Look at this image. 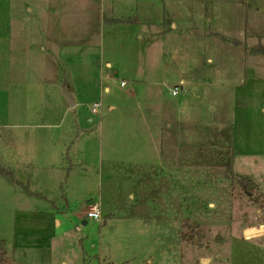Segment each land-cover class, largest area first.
I'll return each instance as SVG.
<instances>
[{
    "label": "rangeland",
    "instance_id": "obj_1",
    "mask_svg": "<svg viewBox=\"0 0 264 264\" xmlns=\"http://www.w3.org/2000/svg\"><path fill=\"white\" fill-rule=\"evenodd\" d=\"M0 173L12 264H264V0H0Z\"/></svg>",
    "mask_w": 264,
    "mask_h": 264
},
{
    "label": "trees",
    "instance_id": "obj_2",
    "mask_svg": "<svg viewBox=\"0 0 264 264\" xmlns=\"http://www.w3.org/2000/svg\"><path fill=\"white\" fill-rule=\"evenodd\" d=\"M0 174H1V173H0ZM1 175H2V174H1ZM3 176H4V177H7V179H8L10 182H12V183L15 182L12 173L9 172L7 175H3ZM250 182L252 183V185H253L255 188L257 187L252 181H250ZM244 184L249 185V182L246 181V183L244 182ZM245 186H246V185H245ZM245 188H246V187H245ZM26 191L29 192L28 189H27ZM29 193H30V192H29ZM0 264H12L11 261H10V260L8 259V257H7V252H6L5 248H4V244H3L2 241H0Z\"/></svg>",
    "mask_w": 264,
    "mask_h": 264
},
{
    "label": "built area",
    "instance_id": "obj_3",
    "mask_svg": "<svg viewBox=\"0 0 264 264\" xmlns=\"http://www.w3.org/2000/svg\"><path fill=\"white\" fill-rule=\"evenodd\" d=\"M177 92H178V87H174L173 90H171L170 95L176 96ZM100 217L101 215H100L99 206L97 204H92L91 206H89V208L87 209V218L97 221L100 219Z\"/></svg>",
    "mask_w": 264,
    "mask_h": 264
},
{
    "label": "crops",
    "instance_id": "obj_4",
    "mask_svg": "<svg viewBox=\"0 0 264 264\" xmlns=\"http://www.w3.org/2000/svg\"><path fill=\"white\" fill-rule=\"evenodd\" d=\"M109 5H110V3H109ZM104 17H105V16H104ZM106 18H107V19L110 18V19H112V21L115 22V21H119V20H124L126 17L121 16V17H112V18H111V17H106ZM136 22H137L136 24L138 25V27H142V25H147V24H143L141 21H138V20H137ZM100 23L102 24V27H103V19H101ZM116 26H117V25H113V24H111V25H109V26H107V27H104V28H110V27H112V28H116ZM44 37H45V39H48L46 33L44 34ZM255 56H256V55H255ZM180 83L183 84V81L181 80ZM174 87H178V89H180L178 85H175ZM61 89H62V87H61ZM65 100H66V99H65ZM74 104H75V102H74ZM235 161H237V160H235ZM235 161H234V162H235Z\"/></svg>",
    "mask_w": 264,
    "mask_h": 264
},
{
    "label": "bare ground",
    "instance_id": "obj_5",
    "mask_svg": "<svg viewBox=\"0 0 264 264\" xmlns=\"http://www.w3.org/2000/svg\"><path fill=\"white\" fill-rule=\"evenodd\" d=\"M246 231H247V233H245V234H246V239L247 240L253 238L257 234L262 233V229L261 228L252 229V230L247 229Z\"/></svg>",
    "mask_w": 264,
    "mask_h": 264
},
{
    "label": "water",
    "instance_id": "obj_6",
    "mask_svg": "<svg viewBox=\"0 0 264 264\" xmlns=\"http://www.w3.org/2000/svg\"><path fill=\"white\" fill-rule=\"evenodd\" d=\"M62 89H63V96L66 99L67 103L69 104V106H74V101L73 98L68 96L65 92L64 86L62 85ZM245 233H247V231H245Z\"/></svg>",
    "mask_w": 264,
    "mask_h": 264
}]
</instances>
